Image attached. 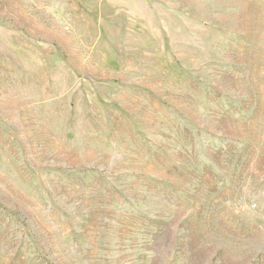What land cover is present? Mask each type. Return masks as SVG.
Listing matches in <instances>:
<instances>
[{
  "label": "rangeland",
  "instance_id": "rangeland-1",
  "mask_svg": "<svg viewBox=\"0 0 264 264\" xmlns=\"http://www.w3.org/2000/svg\"><path fill=\"white\" fill-rule=\"evenodd\" d=\"M0 264H264V0H0Z\"/></svg>",
  "mask_w": 264,
  "mask_h": 264
}]
</instances>
